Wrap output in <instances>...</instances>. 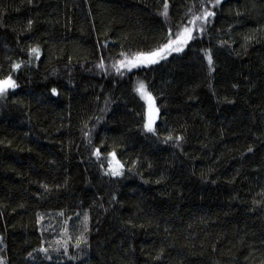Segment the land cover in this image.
<instances>
[{"label": "trees", "instance_id": "obj_1", "mask_svg": "<svg viewBox=\"0 0 264 264\" xmlns=\"http://www.w3.org/2000/svg\"><path fill=\"white\" fill-rule=\"evenodd\" d=\"M203 8L182 52L117 72ZM8 75L0 264H264V0H0Z\"/></svg>", "mask_w": 264, "mask_h": 264}, {"label": "snow or ice", "instance_id": "obj_2", "mask_svg": "<svg viewBox=\"0 0 264 264\" xmlns=\"http://www.w3.org/2000/svg\"><path fill=\"white\" fill-rule=\"evenodd\" d=\"M214 3L218 5L220 3V0H214ZM167 3L164 5V12L163 15L167 16ZM215 13L211 11L208 8H203L201 13L199 15H194L192 20L190 21L191 27L184 26L181 30H178L174 37L171 33V30H169V36L165 43L158 46L154 50H150L147 52H137L133 54L132 56H127L124 53H121L120 55L124 58L117 62V65H114L116 67L117 72H120L121 68H127L129 71H131L133 68H137L139 66H147L151 64L158 63L161 59H166L168 55L171 53H179L184 50V47L189 43L190 40L193 39V32L196 28L197 22H201V25L208 21L209 17L214 16ZM31 23V22H29ZM200 31H203V27L201 26ZM31 53L35 54L37 58H39V49L38 48H32ZM206 58L209 63V67L212 66V56L209 53H206ZM103 66L102 64L100 65ZM20 67L19 64H14L13 68L18 69ZM18 85L16 81L13 79L11 75L6 76L3 79H0V96L6 95L10 89L17 88ZM53 95L57 94V89L52 88L51 89ZM140 97L145 101L146 103V121L144 123V128L148 132L154 133V124L156 122L159 109L157 108L155 104V99L152 96V94L146 89L145 85L143 83H140L136 89ZM179 139V138H177ZM251 151V149H249ZM100 150L97 149L95 152V155L99 156ZM111 156V160L109 161V172L112 176H119L122 174L121 169L123 165L121 162L117 159L116 154L109 153ZM87 220V217H85V221ZM41 251H47V249H41Z\"/></svg>", "mask_w": 264, "mask_h": 264}, {"label": "rangeland", "instance_id": "obj_3", "mask_svg": "<svg viewBox=\"0 0 264 264\" xmlns=\"http://www.w3.org/2000/svg\"><path fill=\"white\" fill-rule=\"evenodd\" d=\"M188 26L191 27L192 25L189 24ZM199 27H200L199 22H197L196 28H195V30H194V32H193V35L195 34L196 31H199ZM168 56H169V55H168ZM162 60H163V59L159 60L158 62H160V61H162Z\"/></svg>", "mask_w": 264, "mask_h": 264}]
</instances>
